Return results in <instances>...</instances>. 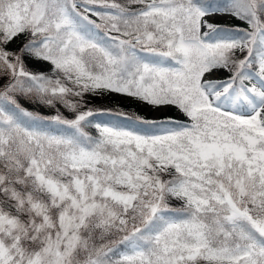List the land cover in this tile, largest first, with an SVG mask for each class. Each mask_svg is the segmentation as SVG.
Returning <instances> with one entry per match:
<instances>
[{
  "label": "snow or ice",
  "instance_id": "snow-or-ice-1",
  "mask_svg": "<svg viewBox=\"0 0 264 264\" xmlns=\"http://www.w3.org/2000/svg\"><path fill=\"white\" fill-rule=\"evenodd\" d=\"M0 264H264V0H0Z\"/></svg>",
  "mask_w": 264,
  "mask_h": 264
}]
</instances>
